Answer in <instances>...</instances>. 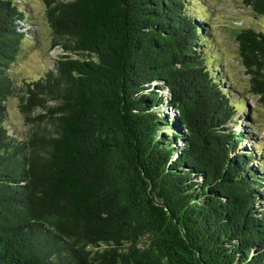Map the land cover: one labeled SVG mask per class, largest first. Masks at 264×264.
I'll return each instance as SVG.
<instances>
[{
  "label": "trees",
  "instance_id": "1",
  "mask_svg": "<svg viewBox=\"0 0 264 264\" xmlns=\"http://www.w3.org/2000/svg\"><path fill=\"white\" fill-rule=\"evenodd\" d=\"M43 1L65 54L18 82L29 16L0 0V264H264V154L193 0ZM240 1L264 114V0Z\"/></svg>",
  "mask_w": 264,
  "mask_h": 264
},
{
  "label": "rangeland",
  "instance_id": "2",
  "mask_svg": "<svg viewBox=\"0 0 264 264\" xmlns=\"http://www.w3.org/2000/svg\"><path fill=\"white\" fill-rule=\"evenodd\" d=\"M20 2L26 6L29 16V22L22 25L31 32V37L22 45L20 54L10 70L16 81L23 82L43 75L53 67L55 60L60 59L65 53L58 47L51 49L52 34L45 15L44 1L20 0ZM193 2L196 4V10L204 15L210 29L208 33L212 45L209 48L210 51L217 53L219 60L217 64H220L221 72L226 77L223 86L232 89L233 98L242 103L240 111L247 112V118L239 120L236 127L250 135L248 144H253L254 150L260 153V161L264 154L263 106L256 96L249 93V75L241 63L238 44L232 33L235 26L244 24V20L251 16L250 9L243 8L240 0H202L201 4L194 0ZM197 20L202 19L197 17ZM262 25L261 21L256 27L260 28ZM18 104L17 95H12L6 101V122L12 131L25 134L27 126ZM166 111L170 114L169 108ZM260 166L264 169V163Z\"/></svg>",
  "mask_w": 264,
  "mask_h": 264
}]
</instances>
